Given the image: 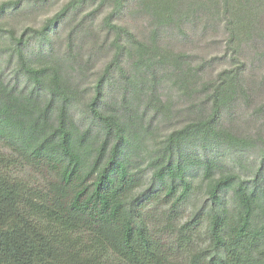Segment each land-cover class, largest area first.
Wrapping results in <instances>:
<instances>
[{"label":"trees","instance_id":"obj_1","mask_svg":"<svg viewBox=\"0 0 264 264\" xmlns=\"http://www.w3.org/2000/svg\"><path fill=\"white\" fill-rule=\"evenodd\" d=\"M85 1L22 31L23 1L0 4V264H264V105L256 131L233 121L254 98L264 0H98L101 44L85 55V26L56 51ZM199 22L230 58L207 81L212 61L176 47Z\"/></svg>","mask_w":264,"mask_h":264},{"label":"rangeland","instance_id":"obj_2","mask_svg":"<svg viewBox=\"0 0 264 264\" xmlns=\"http://www.w3.org/2000/svg\"><path fill=\"white\" fill-rule=\"evenodd\" d=\"M12 0H0V4L5 2H10ZM23 4H21L20 11H23L22 14H17V16L10 22L11 26L14 25L22 31L27 26L32 27H41L46 19L54 17L65 7L69 6L72 1L81 2L83 0H47L39 5L36 0H22ZM98 0H86L85 4H83L82 8H78V11L71 12L67 19L58 25L53 30L52 38V47L56 51H61L64 48L66 43L68 42V37L72 34L77 37V35L82 34L80 31L82 28L94 26L95 30H91L88 32L86 37L83 40V52L85 55L91 54L94 46H99L102 42L103 35L97 33V26H100L101 21L107 13L111 11V7L107 4L106 8H103L102 12L95 13L94 16L90 14L96 10V5ZM82 5V2L79 4ZM29 8V9H28ZM131 10H127L120 15V21L123 23L132 24L135 29H140L141 31H147L148 20L146 17L141 15H134ZM27 12V13H26ZM147 20V22H146ZM205 23V22H204ZM199 22V35L198 37H192V39L181 38L177 40L180 44H176V47L184 49L192 56L201 60V57H205L203 59L212 61L208 70L206 81L214 78L222 69L230 66V58H225L226 44H225V36L224 30L221 29L218 33H214L212 30L205 35H201L203 33V29L205 24ZM264 28V23H263ZM172 37V36H170ZM258 47V46H257ZM253 49V46H251ZM260 48V47H258ZM252 49H248L246 52V56L250 57ZM262 49V48H261ZM64 51V50H62ZM61 51V52H62ZM105 62V57L103 54H99L95 59V64L99 65L100 68ZM248 78L249 88L252 90V94L254 96L252 102L250 103V107L241 106L238 108L237 112L233 115L234 122L236 125L242 129H249L253 127V130L256 131V127L258 126L257 121L252 116L253 112L256 108H259L264 105V56L261 60L256 62L254 67H251L246 72ZM92 80H88L87 83ZM185 98L182 101H179L177 98L178 109L181 111H186L188 109V103L185 102ZM188 113V112H187ZM182 112L183 116L186 118L188 114ZM252 116V117H251ZM183 120L182 118L180 119ZM252 158L250 157L248 160L246 158V165H252Z\"/></svg>","mask_w":264,"mask_h":264}]
</instances>
